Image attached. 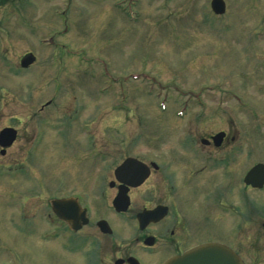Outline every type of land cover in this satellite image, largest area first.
<instances>
[{
	"label": "rangeland",
	"instance_id": "1",
	"mask_svg": "<svg viewBox=\"0 0 264 264\" xmlns=\"http://www.w3.org/2000/svg\"><path fill=\"white\" fill-rule=\"evenodd\" d=\"M222 1L216 16L211 0H0V131L17 134L0 154V264H68L63 234L42 238L47 199L81 195L92 220H114L99 195L123 160L162 166L169 183L156 176L138 191L156 201L202 170L197 144L219 133L247 155L187 191L207 206L209 190L227 194L239 216L217 217L233 226L218 239L264 264V188L242 184L264 164V0Z\"/></svg>",
	"mask_w": 264,
	"mask_h": 264
},
{
	"label": "flooded vegetation",
	"instance_id": "2",
	"mask_svg": "<svg viewBox=\"0 0 264 264\" xmlns=\"http://www.w3.org/2000/svg\"><path fill=\"white\" fill-rule=\"evenodd\" d=\"M186 142L192 141L186 140ZM235 142L237 139L228 137L227 133L217 143H214L212 137L200 139L197 144L198 149L204 151L205 154L195 156L192 162L196 166L199 165L202 170H196L190 176L187 174L188 180H183L181 183L183 185L180 187L162 186L163 192L156 201L147 197V194H138V191L156 176H159V183L163 180L165 184H168V175L162 171V166L154 161L145 160L141 156L127 157L141 163L142 166H139L138 171L145 174L146 178L138 187L130 188L115 179V169L113 170L112 178L107 183L106 190L109 192H100L99 199L103 200L102 202L105 200L110 203L111 216L114 217V220L103 217L92 220L91 207L86 203L85 197L81 195L47 199L45 209H49V211L44 212L41 218L50 227V231L42 234H47L53 239H56L59 233L63 234L65 241L63 246L67 259L69 257L70 260L68 264H166L171 259L181 257L193 248L207 244H220L234 251L243 264H248L241 251L234 249L230 242L219 240L217 236V232L221 231L226 235L229 227L228 233L231 238L233 231L231 223L230 225H226L227 223L224 222L218 224L217 217L224 218L226 222L233 216H239L231 202L223 201L222 195H228L221 193L220 190H218L220 193L217 191L212 193L213 191L209 190V193L205 195V200L211 204L207 206L194 204L196 197L192 192L187 191H195L190 187L194 182L193 179L195 176L199 177V175L205 174L208 168L209 170H225L231 159H237L239 154L240 156L247 155V145L243 143V145L235 146ZM230 143L233 144L230 145ZM189 144L190 147L195 148L194 143ZM4 154L5 150L1 156ZM140 177L133 175V180L136 182ZM186 185L188 186L186 187ZM229 185H231L230 182L227 186ZM244 187L245 190L249 189ZM124 191L129 206L125 212L116 213L112 209V202L118 193ZM106 193L110 194V198L104 195ZM60 199L75 200L74 206L78 209L76 216L79 226L77 225V229H74L76 226L73 223L75 215L73 211L69 209L67 211L66 219L71 223L72 227H70L63 223L52 209L51 202ZM129 210L134 211H132L130 219L125 218ZM153 211L156 212L151 216H140ZM85 218L87 223L82 225ZM99 222H105V233L100 229ZM128 227L132 230H126ZM104 238L111 239L110 244L105 246Z\"/></svg>",
	"mask_w": 264,
	"mask_h": 264
},
{
	"label": "water",
	"instance_id": "3",
	"mask_svg": "<svg viewBox=\"0 0 264 264\" xmlns=\"http://www.w3.org/2000/svg\"><path fill=\"white\" fill-rule=\"evenodd\" d=\"M210 8L212 12L216 15H221L224 13L225 7L222 0H211ZM34 61V58L29 55L25 57L21 61V67L27 68L31 65ZM15 132L11 129H4L0 132V147L6 148L12 144L15 139ZM224 136L223 133H219L215 135L212 140L214 143H217L222 139ZM134 161L131 163V159L126 160L119 168L115 170V176L119 180H124L125 178L131 179L132 174L138 171L133 165ZM133 164V165H132ZM137 164V163H135ZM125 177V178H124ZM142 179L138 182L132 181L130 186L137 187ZM246 186H250L253 189H261L264 186V166L262 164H257L250 171L247 173L243 180ZM73 205L74 215V223L77 224L78 218L76 216L77 211L76 207L74 206V201H52L51 206L53 210L57 213L59 217H61L64 221H67L65 218L66 214V207L71 208L70 206ZM113 206L117 212H124L128 207L127 199H116L113 203ZM156 211L146 213L142 216H151ZM264 227V225H263ZM76 229V228H75ZM207 262V263H204ZM168 264H241L238 257L228 251L226 248L220 245H209L205 247H201L195 250L190 251L186 255L175 258L170 261Z\"/></svg>",
	"mask_w": 264,
	"mask_h": 264
}]
</instances>
